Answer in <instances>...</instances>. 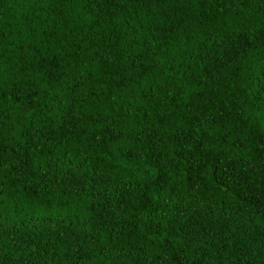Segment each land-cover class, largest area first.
I'll return each mask as SVG.
<instances>
[{
    "label": "trees",
    "instance_id": "16d2710c",
    "mask_svg": "<svg viewBox=\"0 0 264 264\" xmlns=\"http://www.w3.org/2000/svg\"><path fill=\"white\" fill-rule=\"evenodd\" d=\"M0 264H264V0H0Z\"/></svg>",
    "mask_w": 264,
    "mask_h": 264
}]
</instances>
